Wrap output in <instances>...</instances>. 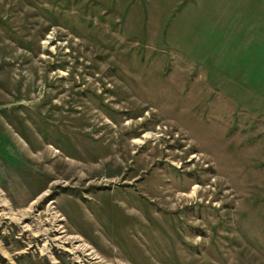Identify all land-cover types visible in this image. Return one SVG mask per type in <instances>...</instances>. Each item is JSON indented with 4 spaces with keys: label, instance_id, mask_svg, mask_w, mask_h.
Listing matches in <instances>:
<instances>
[{
    "label": "rangeland",
    "instance_id": "obj_1",
    "mask_svg": "<svg viewBox=\"0 0 264 264\" xmlns=\"http://www.w3.org/2000/svg\"><path fill=\"white\" fill-rule=\"evenodd\" d=\"M0 189V264H264V0H0Z\"/></svg>",
    "mask_w": 264,
    "mask_h": 264
},
{
    "label": "crops",
    "instance_id": "obj_2",
    "mask_svg": "<svg viewBox=\"0 0 264 264\" xmlns=\"http://www.w3.org/2000/svg\"><path fill=\"white\" fill-rule=\"evenodd\" d=\"M2 188L7 198L10 200L13 206L16 207H22L29 202H33L38 196H40L42 191L45 190V188H42L36 193H30L28 196H24L22 193L13 190L11 184H2Z\"/></svg>",
    "mask_w": 264,
    "mask_h": 264
},
{
    "label": "bare ground",
    "instance_id": "obj_3",
    "mask_svg": "<svg viewBox=\"0 0 264 264\" xmlns=\"http://www.w3.org/2000/svg\"><path fill=\"white\" fill-rule=\"evenodd\" d=\"M0 194H1V193H0ZM0 197H1V195H0ZM3 201H4L5 205L7 206L8 202H7L6 200H3ZM54 218H56V217H54ZM62 234H65V231H63ZM65 237H66V236H65ZM61 239H63V238H61ZM68 239H71V238H66V241H65L66 243H67V242H70V240L68 241ZM79 249H82V250H84V251H87L85 245L80 246ZM89 255H92V254L89 253Z\"/></svg>",
    "mask_w": 264,
    "mask_h": 264
},
{
    "label": "built area",
    "instance_id": "obj_4",
    "mask_svg": "<svg viewBox=\"0 0 264 264\" xmlns=\"http://www.w3.org/2000/svg\"><path fill=\"white\" fill-rule=\"evenodd\" d=\"M0 193L2 194V191H1V189H0Z\"/></svg>",
    "mask_w": 264,
    "mask_h": 264
}]
</instances>
